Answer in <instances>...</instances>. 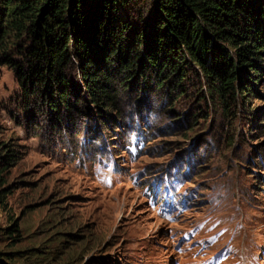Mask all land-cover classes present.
Listing matches in <instances>:
<instances>
[{"label":"rangeland","instance_id":"obj_1","mask_svg":"<svg viewBox=\"0 0 264 264\" xmlns=\"http://www.w3.org/2000/svg\"><path fill=\"white\" fill-rule=\"evenodd\" d=\"M134 1L133 25L146 0ZM2 29L0 142L15 159L1 173V264H264V76L228 110L191 69L175 100L131 86L124 119L82 108L56 124L2 57L21 60L26 37L6 14Z\"/></svg>","mask_w":264,"mask_h":264},{"label":"trees","instance_id":"obj_2","mask_svg":"<svg viewBox=\"0 0 264 264\" xmlns=\"http://www.w3.org/2000/svg\"><path fill=\"white\" fill-rule=\"evenodd\" d=\"M13 1L0 0V41L6 14L27 44L21 60L2 57L27 102H39L56 124L74 123L82 108L124 119L132 113L119 105L121 91L131 86L175 100L191 69L228 110L256 95L264 76V0H146L134 25L126 19L134 0ZM14 156L0 142V182Z\"/></svg>","mask_w":264,"mask_h":264}]
</instances>
